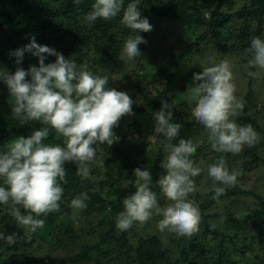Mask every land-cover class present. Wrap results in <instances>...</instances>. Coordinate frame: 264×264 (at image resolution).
<instances>
[{
  "label": "trees",
  "instance_id": "trees-1",
  "mask_svg": "<svg viewBox=\"0 0 264 264\" xmlns=\"http://www.w3.org/2000/svg\"><path fill=\"white\" fill-rule=\"evenodd\" d=\"M239 1H242V6L238 11H227H231ZM94 2L80 0L76 4L74 0H0V71L14 73L18 67L27 70L30 65L38 66V58L27 51L20 64H17V57L13 55L34 37L37 44L74 60L78 68L87 63L94 75L104 76L101 69L105 68L103 71L109 69L111 75L117 77L118 73L113 72L112 65L119 67L124 41L130 35L141 36L142 32H133L121 25L122 13L107 21L98 18L89 26L85 16L91 11ZM129 2L131 0H125V7ZM4 6L8 8L3 11L1 7ZM139 11L141 17L147 18L152 26L158 21L175 24L182 39L188 38L184 40L188 43L180 47L177 54L167 52L162 63L152 58L153 62H142L126 76L130 90L128 95L134 103L133 114L127 115V119L123 116L125 120L120 125L123 126L120 142L130 139L134 143L132 148L123 150L118 146L116 149L111 147L112 144L98 145L100 149L96 154L104 160L108 158L110 148L119 154L124 153L118 155L113 165H106L108 170L105 177H102L103 170L98 166L87 178H82L77 175L75 163L65 162L67 183L60 182L63 188L60 209L37 217L43 219L45 224L35 232L17 224L9 214L11 203L0 204V232L5 236L13 233L17 236V243L13 245L0 240V264H40L41 254H47V248L60 249L68 242H81L85 229L81 227L75 230L76 221L72 215L76 212L81 219L90 223L94 215L100 216L102 220L99 226L103 229L97 237H90V240L86 238L78 254L64 258L60 264H264V196L242 186L241 180L245 178L242 175L238 176L234 186L221 185L225 193L218 199H213L214 190L205 196L197 191L189 194L188 199L200 211L199 229L190 238L177 236L167 230L160 232L159 229L146 236H132L131 228L119 230L117 236L115 217L123 211L124 198L136 190L134 169L146 168L151 172L152 190L157 197L162 194L155 182L163 173L160 162L166 153L160 144L164 137L155 133L154 119V113L161 109L162 102L170 106V109H166L173 114L170 122L182 125L178 136L171 142L175 144L180 139L193 141L196 152L191 159L194 166L201 168V173L204 164L215 163L221 155L230 172L246 174L255 172L260 165L264 166V102H259L260 97L251 82L249 91L239 94L238 100L244 102V107L234 119L237 125H252L258 133L259 143L253 147L245 145L236 155L218 153L211 148L206 128L192 115L191 108L195 105L194 102L189 103L188 95V88L193 85V74L208 67L202 64V58L208 51L222 54L234 52L252 57L247 51L252 38L264 37V0H141ZM147 36L148 32H145V41ZM138 47L140 53L145 52L147 42ZM55 59V56H47L45 64L55 62ZM192 60L197 61V66L191 65L183 73L182 64ZM172 61L174 67L183 74L181 79L177 80L175 73L167 72ZM155 67L159 69L153 71ZM112 81L113 86L107 84L106 87L117 90L118 77ZM178 83L181 87H177ZM180 107L186 111H180ZM11 113L9 90L0 79V151L7 150L6 145L13 139L21 136L27 138L33 131L46 127L38 121L21 124L11 118ZM43 142L63 146V138L51 129ZM232 160L239 162V169L236 170ZM251 161H256V165H251ZM91 175L95 177L91 179ZM191 179L196 190L203 186L204 179L201 176ZM208 183H213L211 178ZM0 186H3L2 180ZM81 192L89 197L85 201L87 207L74 209L70 202ZM237 198L247 200L243 202L246 207L242 206L238 211L239 216H235L231 206L227 205L230 200ZM157 202L163 204L162 200ZM221 204L222 214L210 216L209 212ZM20 211L21 214H27L22 207ZM90 233L89 236L94 232Z\"/></svg>",
  "mask_w": 264,
  "mask_h": 264
},
{
  "label": "clouds",
  "instance_id": "clouds-1",
  "mask_svg": "<svg viewBox=\"0 0 264 264\" xmlns=\"http://www.w3.org/2000/svg\"><path fill=\"white\" fill-rule=\"evenodd\" d=\"M74 3L79 4L80 0ZM140 3L141 0H131L125 7V0H95L85 22L90 26L98 18L107 21L122 13L120 24L125 28L149 32L152 25L141 17ZM141 43H146L142 36H128L121 56L128 59L139 56ZM25 51L38 58V66L30 65L27 70L18 67L14 73L0 71V79L7 85L11 97V118L21 124L38 121L46 127L33 131L27 138L13 139L6 145L7 150L0 151V180L3 182L0 204L11 203L9 214L17 224L35 232L45 224L37 217L60 209L63 196L60 182L67 183L65 162L75 163L77 175L87 178L88 165L96 161L98 147L93 145L113 144V128L123 116L133 114L134 102L126 92L106 87L108 77L94 75L87 63L78 68L74 60L37 44L34 37L23 49L13 53L17 64L22 62ZM247 51L253 57L250 64L264 69V39L253 37ZM47 56H55V62L45 64ZM256 75V72L249 73L251 77ZM232 81L231 66L227 60H222L193 74L188 95L189 103L195 105L191 108L192 115L206 128L211 148L218 153L236 155L245 145L253 147L259 143V136L252 125L241 126L235 122L244 102L234 95ZM166 109H170L169 104L162 102L161 109L154 113L155 133L164 137L160 144L166 153L160 162L163 173L155 183L171 203L164 208L158 205L151 172L138 167L134 169L136 190L124 198L123 211L115 217V226L127 231L134 223L143 225L156 214L163 217L157 225L160 232L167 230L190 238L199 229L200 211L188 196L196 191L191 178L200 175L201 168L194 166L191 159L196 152L191 139L171 142L182 125L170 122L173 114ZM50 129L63 138V146L43 142ZM207 174L213 181L214 200L225 193V188L216 187L217 183L234 186L242 175L239 171H229L223 155L208 165ZM88 199V195L81 192L71 200V207L84 209ZM21 207L26 215L21 214ZM74 221L78 227L77 218L74 217ZM0 240L13 245L17 243V236L0 232Z\"/></svg>",
  "mask_w": 264,
  "mask_h": 264
},
{
  "label": "rangeland",
  "instance_id": "rangeland-1",
  "mask_svg": "<svg viewBox=\"0 0 264 264\" xmlns=\"http://www.w3.org/2000/svg\"><path fill=\"white\" fill-rule=\"evenodd\" d=\"M242 6V1H239L235 6L230 10L227 9L229 12H236L239 10V8ZM2 10H6L8 7L4 6L1 7ZM170 22L167 21H158L155 26H152V30L148 32V36L146 37V42H147V50L143 53H140L139 56L133 58V59H128L126 56L121 57V59L118 61L119 67H114L112 65V70L118 77V81L116 82V88L117 91H123L129 94V88H128V82L126 81V76L134 70L137 65L141 64L142 62H153L152 58L157 59L158 62L162 63V61L166 57L167 52H175L176 54L180 51L179 48L183 47L186 45L188 42L184 41L186 39H182L181 32L178 29V26L175 24H168ZM239 26V23H238ZM141 34V33H140ZM144 34L145 32H142L141 36L144 39ZM263 35H264V28H263ZM264 39V37H263ZM144 45V44H142ZM248 58V59H247ZM253 57H246L244 55L230 52L226 54L219 53L217 51H208L205 56L202 58V64L205 66H212L213 63H219L222 60H227L231 66V71L233 74V83L235 85V93L234 95L236 98H239V94L241 93H246L249 91V82H251V86H253L254 91L258 94L260 97L259 102H264V69H261L259 67H255L250 64V61L252 60ZM245 59V60H244ZM170 65L167 68V72H172L175 73V78L181 79L183 77V74L180 73L177 68L174 67V62H170ZM158 65V64H157ZM156 65V66H157ZM192 66H197V61L192 60L187 61V63L182 64V70L183 73L184 71H188ZM159 66V65H158ZM159 67H155L153 71L158 70ZM105 68H102L101 71L105 73L104 76L108 77V84L113 86V81L112 79H116L117 77H113L111 75V71L108 69L107 71H103ZM250 72H256L257 75L256 77H251L249 76ZM102 73V74H103ZM129 76V75H128ZM123 78V79H122ZM177 87H181L180 84H177ZM180 111H186V109H183L180 107ZM125 119H127V115L124 116ZM123 117L120 119L119 124L117 129H113V134H114V142L111 145L113 148L116 149V146L120 147L123 150H126L128 148H132L133 146V141L130 139H127L126 141L120 142L121 139V133H123V126H120L122 122H124ZM104 144H100L99 146L101 147ZM99 146L97 148L100 149ZM110 148L109 150V156L106 160L103 159L102 156H99L96 154V161L89 164L88 167L90 169L89 174H91L95 168H102V177H105V172L107 169V166H111L114 164L115 160L117 159L118 155H122L124 153L119 154L117 150ZM242 155V154H241ZM240 156V155H239ZM105 157V156H104ZM209 159H212L211 157ZM109 160V161H108ZM256 161H251V165L255 166ZM107 163V164H106ZM212 163V162H209ZM232 163L235 164L236 170L237 168L239 169V165L237 161L232 160ZM207 167L208 163L203 165V171L200 173V175L203 179V186H199L197 188V192L201 194L202 196H205L208 194L211 190H214L213 188V183H208L210 177L207 174ZM196 176L195 178H197ZM245 178L241 180V184L244 187L250 188L253 192L256 191L257 195L259 196H264V166L260 165L258 168L255 170V172H250L246 174H242ZM95 175H91V179H93ZM221 184H216V187H220ZM193 199V198H192ZM251 199V198H250ZM162 200L163 204L158 205L161 208H164L168 206L171 202L168 201L163 194L159 195L157 197V201ZM247 202L245 198L241 199H234L233 201L230 200L227 205L231 206L232 212L235 214V216H239V210H241V207L245 206L244 203ZM223 204H221L217 209H213L209 212L210 216H215L217 214H222V209H223ZM73 219L76 217L80 222L79 226L75 227V230H79V228L83 227L85 230L82 235V241L81 242H68L63 248L60 249H53L51 250L50 248H47L46 251L48 252L47 254H41L42 255V260L40 264H60L61 261L64 258H69L72 257L73 255L78 254L79 248L81 244L86 240H90V237H97L100 234V231L103 229V227L99 226V222L102 220L100 216L94 215L92 217L91 223L86 222L84 219H81L80 214H73L72 215ZM163 217L161 215H156L153 214V217L144 223L143 225H140L138 223H134L133 226L131 227V234L132 236H146L149 234H153L157 232L158 230V222L162 219ZM67 219V217H66ZM216 221L219 222L218 218ZM94 232L91 236H89L91 233ZM118 232L117 236H119V230L117 229L116 233ZM99 241V240H98Z\"/></svg>",
  "mask_w": 264,
  "mask_h": 264
}]
</instances>
